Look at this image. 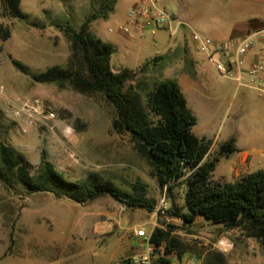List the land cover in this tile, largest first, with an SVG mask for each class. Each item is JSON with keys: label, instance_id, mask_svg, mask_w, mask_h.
Instances as JSON below:
<instances>
[{"label": "rangeland", "instance_id": "1", "mask_svg": "<svg viewBox=\"0 0 264 264\" xmlns=\"http://www.w3.org/2000/svg\"><path fill=\"white\" fill-rule=\"evenodd\" d=\"M133 1L117 0L108 19L94 21L89 33L104 43H112L111 71H116L119 65L133 69L130 71L135 73L134 79L127 86L133 87L140 82L141 88L149 91L155 83L175 81L180 72L187 71L191 59L183 51L173 53L178 42H183V34L169 37L164 31H156L154 36L146 31L134 32L127 19ZM161 1H169L163 9L170 15L174 10L182 12L181 2L186 1L189 11L202 10L205 25L210 28L245 24L252 30L264 28V20L250 18L253 10L263 7L257 0ZM99 3L100 0H21L20 10L26 15V21L4 16L0 7V26L9 32V38L0 41V115L7 123L12 120L5 99H37L56 114L58 123L55 138L48 136L45 130L28 128L18 121L6 144L21 153L33 171L44 153L54 170L71 183L80 184L94 175L131 196L142 193L138 189L141 186L154 209L149 212L127 208L110 196L76 204L57 199L50 193L27 195L20 187L10 191L0 183V264H126L132 255L143 250L134 232L150 228L155 207L163 196L169 206L167 219L159 217L156 224L180 243L183 256L198 258L201 264H264L262 249L242 246L240 237L228 238L233 244L231 248L220 246L226 244L221 242L227 239L230 231L253 239L240 230L211 225L201 217L192 224H183L172 217L173 206H183V187L175 185L171 196L165 188L158 187L150 166L136 151L129 135H118L112 130L114 112L102 96L81 95L70 87L61 89L34 83L12 65L15 61L30 74L42 73L54 66L67 68L70 42L65 30L77 31ZM172 5L175 9H171ZM29 23L43 28H33ZM123 27L129 28L131 38L119 31ZM209 31H205L207 36L213 37ZM184 34L183 47L186 46L184 48L196 63L200 82L198 94L218 120L215 127H210L203 113L189 109V114L197 120L192 132L202 137L217 130L215 143L207 156L213 160L217 158L219 146L228 139L227 120L240 122L247 129L264 135V126L258 124V121L264 124V101L251 89L249 80H243L246 86H238L232 76L218 74L196 52L191 32L185 30ZM222 37L224 41L234 40L238 32L231 30ZM188 101L196 103L192 95L188 96ZM246 153L256 164L255 168L243 169L238 175L234 172L232 178H228L231 155L218 157L212 181L234 183L251 174L250 171L264 169L262 141L256 140L254 151L250 149Z\"/></svg>", "mask_w": 264, "mask_h": 264}, {"label": "trees", "instance_id": "2", "mask_svg": "<svg viewBox=\"0 0 264 264\" xmlns=\"http://www.w3.org/2000/svg\"><path fill=\"white\" fill-rule=\"evenodd\" d=\"M116 1L100 0L77 31L66 28L70 42L67 68L54 66L30 74L19 63L12 61V65L34 83L61 89L70 87L81 95L102 96L114 112L112 130L118 135H129L136 151L150 166L158 187L165 188L169 196L175 185L183 187V206H173L172 217L183 224H192L201 217L211 225L240 230L247 238L255 239L264 253V171L245 175L234 183L212 181L218 157L227 158L236 152L233 139L219 146L217 158L207 159L211 142L193 134L196 119L189 114L174 81L155 83L147 91L140 82L127 86L135 75L130 70L111 71L112 46L92 37L89 30L94 21L108 19ZM20 3L21 0H0L2 14L26 21ZM29 26L43 28L36 23ZM8 38V30L0 26V41ZM15 126L0 115V183L8 190L20 187L27 195L50 193L76 204L110 196L127 208L153 211L154 205L146 200L143 187L138 188L142 193L131 196L94 175L80 184L68 182L54 170L44 153L33 171L26 158L6 144ZM151 243L158 255L174 252L183 256L180 243L167 231L156 229Z\"/></svg>", "mask_w": 264, "mask_h": 264}, {"label": "built area", "instance_id": "3", "mask_svg": "<svg viewBox=\"0 0 264 264\" xmlns=\"http://www.w3.org/2000/svg\"><path fill=\"white\" fill-rule=\"evenodd\" d=\"M127 19L128 26H131L134 32L146 31L150 35L156 31H164L170 37L175 36L182 25L163 8H158L156 0H139L129 8ZM121 31L132 37L128 27L121 28ZM258 35L264 38V31L228 41H213L195 33H191L190 39L196 52L204 57L218 74L232 76L238 86L243 84L244 79L249 80L252 89L264 101V50H261L250 64L245 62L246 55L254 45V37ZM5 100L12 118L10 122L17 125L18 121H22L28 128L45 130L48 136L57 138V117L45 102L37 99ZM168 209L167 199L163 196L155 207L150 228H141L134 232L135 237L141 240L143 250L132 255L126 264H201L198 258L192 256H178L174 252L169 255L163 252H160V255L155 253L156 249L151 243L152 235L156 229L162 230L156 220L159 217L167 219ZM220 246L227 248L225 244Z\"/></svg>", "mask_w": 264, "mask_h": 264}, {"label": "crops", "instance_id": "4", "mask_svg": "<svg viewBox=\"0 0 264 264\" xmlns=\"http://www.w3.org/2000/svg\"><path fill=\"white\" fill-rule=\"evenodd\" d=\"M257 1L261 3L263 7L257 8L255 9V11L253 10L252 11L253 14L250 16V18L251 20L262 21L264 20V0H257ZM137 2H139V0H134L133 4ZM167 2L169 1L163 2L161 0H156V6L158 8H165ZM181 6H182V12H177L176 10H174L172 16L182 24L175 36H177L178 34H183L182 35L183 42L182 43L178 42V44L175 46L173 50V53H178L179 51H183L188 56V58L191 59V63H189L188 67H186L187 71L180 72L179 75L177 76V79H175V81L177 82L176 84L178 85L184 99L186 97L188 100V96L192 95L196 101L195 104H191L189 101L187 102V100L185 99L187 109L194 110L193 108H195L197 112L199 111V113L200 112L203 113L206 116V123L209 126L211 125L212 127L213 126L215 127L218 120L212 116L210 107L206 104L205 100H202L201 96L198 94V90L200 89V82L198 80V75L196 71V63L194 60H192L191 56L186 51L185 49L186 46L184 45L185 48L183 47V43H185L184 31L189 30L191 33H195L202 37L209 38L210 40L213 41H224L222 36H225L231 30L237 31L238 32L237 39H241L249 35H254L259 32H262L264 31V28H256L252 30L246 24L243 26L239 25L235 27L227 26L220 29L210 28L209 25H205V21L202 18L203 15V12L201 13L202 10H197L193 8L192 10L189 11L186 1H182ZM171 9H175L174 5L171 6ZM209 29L211 30L209 32L212 33L213 37L207 36V32L205 31H208ZM119 31L123 33L121 31V28H119ZM154 35L155 33L153 34V36ZM175 36H171V37H175ZM256 38H258L257 41H255ZM106 44L112 46V43H106ZM261 50H264V38L258 35L254 37V45L245 57L246 64H250ZM125 69L128 68H122L119 65L118 69L112 72L118 73L121 70H125ZM128 70H133V69H128ZM182 85L184 88H181ZM243 86L246 85L244 84ZM258 124L264 126V124L261 121H258ZM196 125H197V120H196ZM225 125L227 126V135H228V139L225 142L229 141L230 139H233L234 142L233 147L236 150V152L229 157L232 159V164L229 170L230 175L228 176V178H232V173L234 172H237L238 175L239 172H241V170L243 169L256 167V164L254 163V161L251 160L250 156L246 152H248V150L250 149L254 151L256 140L262 141L264 144V135L260 134L255 129H249V128L247 129V127H245L240 122L235 123V121L233 120H227ZM216 131L217 130L215 129L214 132ZM214 132H212L207 136L203 135L202 137H196L198 139L209 140L211 142L210 151L212 150L213 144L215 143V139H216V135H215L216 133ZM256 171H264V169H255L254 171H250L249 173H253ZM227 235H228L227 239H222L223 241L221 242V243H226L225 245H227V248H231L233 246V244L228 241L229 239L232 240V238L240 237L241 238L240 243H242V246H246L248 248H253V249H261L259 244L255 240L246 239L243 236H240L235 231H230L227 233ZM10 240L12 241V235L10 236Z\"/></svg>", "mask_w": 264, "mask_h": 264}]
</instances>
